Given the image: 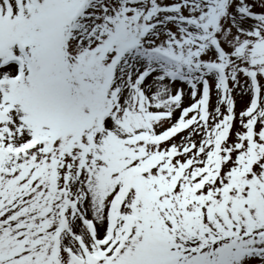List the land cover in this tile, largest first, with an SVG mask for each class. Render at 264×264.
I'll return each instance as SVG.
<instances>
[{"label":"snow or ice","instance_id":"1","mask_svg":"<svg viewBox=\"0 0 264 264\" xmlns=\"http://www.w3.org/2000/svg\"><path fill=\"white\" fill-rule=\"evenodd\" d=\"M0 264H264V0H0Z\"/></svg>","mask_w":264,"mask_h":264},{"label":"rangeland","instance_id":"2","mask_svg":"<svg viewBox=\"0 0 264 264\" xmlns=\"http://www.w3.org/2000/svg\"><path fill=\"white\" fill-rule=\"evenodd\" d=\"M237 107H238V108L240 107V102H239V101L237 102Z\"/></svg>","mask_w":264,"mask_h":264}]
</instances>
